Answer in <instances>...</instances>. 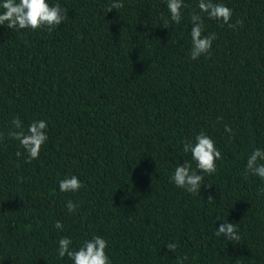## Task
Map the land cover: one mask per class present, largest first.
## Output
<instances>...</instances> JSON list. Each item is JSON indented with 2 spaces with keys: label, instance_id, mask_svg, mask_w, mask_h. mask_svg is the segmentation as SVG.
<instances>
[{
  "label": "trees",
  "instance_id": "1",
  "mask_svg": "<svg viewBox=\"0 0 264 264\" xmlns=\"http://www.w3.org/2000/svg\"><path fill=\"white\" fill-rule=\"evenodd\" d=\"M113 2L48 0L67 10L51 31L0 25V264H73L59 240L78 250L95 235L111 264H264V179L245 174L264 150V0H213L235 28L199 0H183L179 24L167 0ZM193 13L216 34L195 60ZM16 117L25 132L47 122L31 162L8 135ZM201 131L221 158L192 194L171 176L185 162L199 173L183 145ZM71 175L83 186L61 192ZM225 220L239 241L215 235Z\"/></svg>",
  "mask_w": 264,
  "mask_h": 264
},
{
  "label": "clouds",
  "instance_id": "2",
  "mask_svg": "<svg viewBox=\"0 0 264 264\" xmlns=\"http://www.w3.org/2000/svg\"><path fill=\"white\" fill-rule=\"evenodd\" d=\"M122 0L113 2L108 7V12L112 9L122 8ZM183 0H167V8L171 14V20L179 24L181 21V8ZM198 7L201 12L207 13L208 17L215 20H221L229 27L235 28L237 24L242 25L243 21H237L236 24H230L232 16L231 9L224 4L214 3L213 0H199ZM3 12L0 13V25H6L9 29H32L47 28L51 31L59 26L67 18V10L62 8L59 3L50 5L48 0H3L0 4ZM191 40L192 47L190 51L191 59H198L201 55H209L216 34L211 33L203 35L204 25L200 15L193 13L191 15ZM165 27L167 23H164ZM13 129L8 133L9 137L18 140L20 145L28 153V162L39 158L41 148L47 141L48 136L46 129L48 127L45 120L33 121L27 132L24 131L22 122L19 117L12 121ZM225 131L232 132L230 126L225 125ZM183 152L191 153L192 160L196 162L197 171L192 170L191 163L185 162L175 168L171 181L179 188L188 193L196 194L201 192L202 181L205 175H212L216 171V160L221 158V152L216 148L215 142L211 137L201 131L195 137V143L185 142ZM19 156L20 153L18 152ZM245 174H254L264 179V150L255 149L248 157L246 162ZM82 183L75 175L66 176L59 182L61 192H75L82 187ZM211 186V185H209ZM211 199L212 197H208ZM69 212H74L78 205L73 201L67 202ZM222 218H217L220 220ZM55 227L63 228L60 221H56ZM215 235L227 239L228 241L237 242L240 237L236 225L232 222L221 224L216 230ZM71 238L62 237L59 240L58 255L62 258L67 255L73 264H111V260L106 253L108 247L107 241L95 235L91 239L85 240L78 250L70 249ZM167 248L170 252L175 253L177 245L169 243ZM187 257H177L178 264Z\"/></svg>",
  "mask_w": 264,
  "mask_h": 264
}]
</instances>
